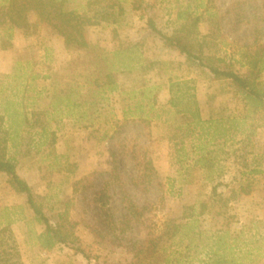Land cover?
I'll return each instance as SVG.
<instances>
[{
	"label": "rangeland",
	"instance_id": "374dc122",
	"mask_svg": "<svg viewBox=\"0 0 264 264\" xmlns=\"http://www.w3.org/2000/svg\"><path fill=\"white\" fill-rule=\"evenodd\" d=\"M81 1L86 2L73 0L71 5ZM241 1L242 19L235 23L232 20L235 16L225 14L237 0H121L125 11L118 18L123 19L122 25L109 26L102 22L87 26L86 38L111 49L119 43L114 36L117 29L120 40L142 41L144 58L156 64L145 74L140 71L120 76L124 92L109 94L98 107L88 110L92 119L87 117L82 121L50 106L53 80L65 78L67 66L73 63L77 53L69 50L57 31L40 21L36 14L31 15L29 27L15 28L10 38V27L0 11V106L11 100L13 109L19 114L32 118L34 112L39 113L40 121L46 124L50 133V138L46 139L40 136L38 127H27L20 133L21 138L8 144V155L15 158L18 172L32 186L39 201L53 208L70 198L73 203L70 218L81 221L85 217L91 223H98L104 235L110 227L106 225L105 214L93 202L95 192L104 188L110 195L113 221L120 229L124 222L123 191L126 190L138 204L153 206L151 224L156 223L157 232L171 234L173 225L185 223L190 220L189 216L196 215L200 228L207 231L223 228L235 236L246 224V238H251L249 233L254 234L257 229H250L249 222L258 219L263 222L259 228L264 233V111L253 112L227 82L214 80L207 71L189 64L179 51L166 47L147 30L148 16L154 17L166 32L180 27L176 17L182 8L201 14L199 30L205 35L211 30L210 15L206 13L210 11L216 14L214 18L221 19L217 25L221 29L217 46L212 45L209 52L217 53L233 63L238 72L247 74L251 69L247 54L257 49V43H264V11L261 0ZM136 2L141 3L139 9H135ZM5 5V0H0V8ZM178 78L195 84L205 119L217 114L246 118L249 138L239 135L227 142L220 139L211 146L220 165L213 173L214 180H209L212 174L209 169L199 166L191 168L190 176L186 177L170 158L171 126L185 120L169 106L168 84ZM259 83L264 89V69ZM147 86L161 87L156 94V110L162 116L153 119L149 125L137 118L125 119V108H134L137 100L131 98L133 89ZM5 126H10L8 118ZM2 139L3 135H0L1 146ZM137 155L138 158H152L157 170L153 182L140 188L132 183L144 167L143 163L137 164ZM115 158L123 186L118 182L106 184ZM252 168L262 172L252 174ZM92 174L96 187L75 192L74 183ZM244 182L251 183V192L246 195L238 190L240 193L233 196L232 188L239 189V184ZM215 187L216 194L213 193ZM25 202L26 197L18 194L8 177L0 173V222H5L8 215L16 218L12 228L24 264H128L131 255L124 239L146 236L145 226L133 224L134 231L121 235L120 243L101 241L81 225L79 235L91 260L64 245L43 251L30 234L43 231L44 226L33 219ZM203 205L205 211L201 212ZM261 241L264 243V236ZM168 244L174 248L171 237ZM193 255L200 256L195 252ZM258 264H264V258Z\"/></svg>",
	"mask_w": 264,
	"mask_h": 264
},
{
	"label": "trees",
	"instance_id": "16d2710c",
	"mask_svg": "<svg viewBox=\"0 0 264 264\" xmlns=\"http://www.w3.org/2000/svg\"><path fill=\"white\" fill-rule=\"evenodd\" d=\"M261 1L264 11V0ZM72 2L73 0H5L6 5L0 8V11L10 27V38L15 28L29 27L31 15L36 14L40 21L57 31L69 50L77 53L78 56L71 61L73 63L67 66L68 72L64 74L65 78L62 81L53 80L50 106L68 117L82 121L87 117L92 119L90 116L92 113L88 110L98 107L104 99L107 100L109 94L124 92L123 84L119 80L120 76L140 71L145 74L155 67L156 62H148L144 58L141 49L142 41L120 40L117 29L114 30V36L119 43L111 49L99 43H91L86 38L87 26L102 22H106L109 26L122 25L123 19L118 18L125 11L121 0H86L75 6L71 5ZM140 5L141 3L135 6V9H139ZM242 5L241 0L232 3L225 16H235L232 20L235 23L239 22L243 15ZM206 13L210 15L211 30L205 35H201L199 30L201 14L182 8H179L176 17L180 27L175 26L172 32H166L160 28L154 17L148 16L147 30L150 36L161 41L166 47L179 51L189 64L207 71L214 80L227 82L235 94L242 96L253 112L264 111V89L259 83V77L264 69V43H257V49L247 54L251 69L249 73L241 74L233 63L217 53L209 52L212 45L217 46L216 42L221 29L217 25L221 19L217 16L214 18L216 14L210 11ZM160 88L147 86L139 90L133 89L131 98L137 100L134 108L131 106L125 108V119L137 118L145 125L151 124L155 118L159 119L162 115L157 112L159 110H156L158 104L156 94ZM168 89L170 108L185 118L180 124L171 126L169 142L173 165L178 166L180 172L186 177L190 176L191 168L196 166L209 169L212 173L209 175V180H214L213 173L220 165L213 156L214 150L211 146L220 139L227 142L239 135L249 138L248 128L245 126L246 118L217 114L205 119L198 101L196 86L190 80L179 78L170 80ZM13 105L11 100H7L0 106V135H3L2 146L0 144V173L8 177L9 183L18 194L26 197V209L37 223L44 226L43 231H33L30 234L41 250L51 251L59 245H64L74 253L85 255L88 260H91L92 258L83 248L78 231L79 226L83 225L91 230V233L101 241L120 243V240H123L121 235L132 232V229L134 231L133 224H138L145 226L147 232L142 239L133 237L124 239L125 247L131 255L128 264L148 262L153 264H196V262L198 264H258L264 258V243L261 241L264 233L259 228V224L263 222L258 219H252L249 222L250 229H257L254 234L249 233L251 238H246L244 230L247 227L246 224L243 225L239 235L234 236L228 229L220 228L215 231L201 229L196 215L189 216L190 220L185 223L173 225L171 234L157 232L156 223L151 224L153 206L138 204L130 193L124 190V225L121 223L123 227L121 226L120 229L113 221L109 203L110 195L107 188H104L96 191L93 198L94 204L98 205L101 212L105 214L106 225L110 227L104 235L98 223H91L85 217L81 221H73L70 218L73 207L70 198L60 201L59 207H47L44 202L39 201V196L36 195L32 186L18 172L15 158L8 155V144L11 140L21 138L20 133L26 131L27 127H38L40 129L38 133L46 139L50 138V133L46 124L40 121L39 113L34 112L31 118L27 114H19L13 109ZM6 118L10 120L9 128L5 126ZM135 157V160L138 159L137 164H144L141 173L139 172L137 177L132 179V183L140 188L142 185L146 186L153 182V175L157 170L149 156ZM116 162L115 158L114 166L109 171V178L106 181L107 186L113 182L124 185ZM252 169V174L262 172ZM92 176L93 174L86 175L76 181L73 186L74 191L86 192L94 189L96 183ZM251 186L250 182L241 183L239 189L232 188L231 194L234 196L241 192L247 195L251 192ZM216 191L215 187L213 193L216 194ZM205 206L207 207V204ZM205 206H202L201 212L205 211ZM15 219L8 215L5 222H0V264H24L12 228ZM170 237L174 248L168 244ZM193 252L200 256L195 257Z\"/></svg>",
	"mask_w": 264,
	"mask_h": 264
}]
</instances>
